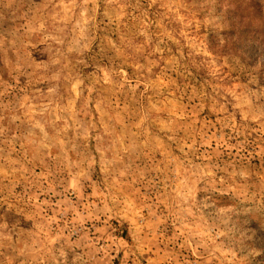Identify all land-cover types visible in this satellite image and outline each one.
I'll return each mask as SVG.
<instances>
[{
	"label": "rangeland",
	"instance_id": "1",
	"mask_svg": "<svg viewBox=\"0 0 264 264\" xmlns=\"http://www.w3.org/2000/svg\"><path fill=\"white\" fill-rule=\"evenodd\" d=\"M224 4L0 0V264H264V77Z\"/></svg>",
	"mask_w": 264,
	"mask_h": 264
},
{
	"label": "trees",
	"instance_id": "2",
	"mask_svg": "<svg viewBox=\"0 0 264 264\" xmlns=\"http://www.w3.org/2000/svg\"><path fill=\"white\" fill-rule=\"evenodd\" d=\"M220 12L228 25L216 46L222 54L241 59L243 69L264 77V2L263 0H221Z\"/></svg>",
	"mask_w": 264,
	"mask_h": 264
}]
</instances>
